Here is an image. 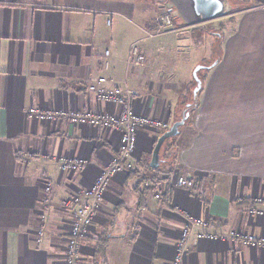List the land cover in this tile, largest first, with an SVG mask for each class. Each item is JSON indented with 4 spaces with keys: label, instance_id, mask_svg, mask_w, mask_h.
Returning <instances> with one entry per match:
<instances>
[{
    "label": "crops",
    "instance_id": "0c3cea01",
    "mask_svg": "<svg viewBox=\"0 0 264 264\" xmlns=\"http://www.w3.org/2000/svg\"><path fill=\"white\" fill-rule=\"evenodd\" d=\"M140 1L148 0H0V264H66L72 215L60 202L93 185L118 155L121 132L41 122L26 110L117 111L87 90L100 75L137 90L133 112L164 128H138L134 166L109 180L80 240L81 264H170L190 216L218 221L208 231L220 236L196 238L193 230L181 264H264V242L249 246L229 237L238 231L264 240V214H248L251 206L264 210V0H237L235 31L206 71L190 125L161 152L162 160L170 153L175 163L156 169L149 166L153 146L178 119L183 92L170 101L174 87L156 83L164 69L154 67L160 63L149 41L140 45L156 17ZM161 4L156 0L158 14ZM121 28L130 33L123 51L117 48ZM134 45L144 54L141 66L126 64ZM67 159L84 163L75 172L62 170ZM168 169L194 187H170Z\"/></svg>",
    "mask_w": 264,
    "mask_h": 264
},
{
    "label": "built area",
    "instance_id": "2783aa9c",
    "mask_svg": "<svg viewBox=\"0 0 264 264\" xmlns=\"http://www.w3.org/2000/svg\"><path fill=\"white\" fill-rule=\"evenodd\" d=\"M168 5H164V13H160L157 17L158 28L162 29L171 23L172 12L168 11ZM149 36H153L149 34ZM105 55L108 50H105ZM145 62V57L140 52L137 45L131 46L126 57L127 66H141ZM105 69L109 68V61L103 62ZM87 90L94 95L97 102L101 104H112L117 107V111L111 113L99 112L91 114L89 112H73L66 110H43L38 106H31L26 111L27 114L41 122L56 123L59 121L73 124H88L90 126H101L103 128H111L121 132L120 147L118 155H116L111 164L103 168L95 179L93 185L89 188L80 189L71 194L69 197L61 200V206L70 210L72 221L69 228V236L65 247L66 264H81L80 240L89 233L95 214L102 206L103 195L108 187L109 180L117 173L130 170L133 166L132 154L136 145V134L138 128L149 127L154 129L164 128V123L152 117L138 116L132 108V100L138 95V91L127 86H119L113 83L109 77L105 75L95 76L90 79L87 84ZM84 162L80 159L65 160L61 166L62 170L77 171ZM168 177L170 187H178L192 189L194 181L178 173H174L168 169L165 173ZM147 186L149 182L145 183ZM46 190L50 189V183L47 182ZM154 198H160L159 190L153 194ZM258 202H261L258 199ZM249 215H262L264 210L254 206L249 207ZM44 219V216H41ZM216 223L204 217H187L184 227L180 231V237L176 241V254L170 264H181L182 256L186 251V242L193 230H196V238H215L220 236L214 232L208 231V226ZM198 229V230H197ZM43 229L40 227L37 231L36 243L39 244L43 238ZM225 235V234H222ZM229 237L240 238L245 245L256 246L259 241L264 242L256 234L245 232H230Z\"/></svg>",
    "mask_w": 264,
    "mask_h": 264
},
{
    "label": "rangeland",
    "instance_id": "374dc122",
    "mask_svg": "<svg viewBox=\"0 0 264 264\" xmlns=\"http://www.w3.org/2000/svg\"><path fill=\"white\" fill-rule=\"evenodd\" d=\"M164 3L163 0H161ZM234 3H231L233 11L226 14L225 16L198 23L187 28L179 29V27L169 28L157 35L155 37L149 36V34H157L160 32L158 29H155V23L152 22V25L149 29L146 37L140 39V45L145 46V42L149 41L151 57L155 58V62L160 64H154V67H162V72H158L155 75L156 83L168 82L173 89V95L171 97L167 95V98L171 101L176 95H179L183 92L185 97L184 102L192 100V89L194 86L192 71L197 65L196 63L201 61L205 66L209 65L213 59L218 55V43L220 50L223 51L222 41L224 38H227L228 35L235 31V16L237 14L238 8H240L237 0H234ZM136 5L142 8H147L151 10L152 16L157 17L158 8L156 5V0H148L147 2H136ZM142 11V10H140ZM132 15L135 18L134 12ZM171 15H174L171 14ZM141 20V18H138ZM156 19V18H155ZM130 33L124 29H120V40L119 46L120 51L126 47L129 40ZM221 38V40H220ZM131 41L135 39L131 36ZM212 52V53H211ZM209 71V69H207ZM198 77L200 80H205L206 70L200 69L198 71ZM202 83V81H201ZM185 91L182 90L185 86ZM188 86V88H187ZM181 105L180 103L179 115H181ZM184 108V107H183ZM190 125V123L188 124ZM178 135L169 138L168 142L176 145ZM172 144V145H173Z\"/></svg>",
    "mask_w": 264,
    "mask_h": 264
},
{
    "label": "water",
    "instance_id": "95a60500",
    "mask_svg": "<svg viewBox=\"0 0 264 264\" xmlns=\"http://www.w3.org/2000/svg\"><path fill=\"white\" fill-rule=\"evenodd\" d=\"M164 3L161 4L162 10L160 13H164V5H168V11L173 12L178 18L179 24L181 25H195L198 23L210 21L226 14L230 13L232 10V5L228 0H163ZM218 61H213L210 65L204 66L202 64H197L192 71L193 80L195 86L192 89L193 100L196 101L198 93L201 89L202 83L198 77V71L203 68L210 69ZM186 107H190L187 104ZM189 117V112L187 109L183 110L180 117L176 119L169 126L167 130L161 133L153 146L149 166L151 168H157L160 159V149L162 144L166 139L176 136L180 132V128L185 124Z\"/></svg>",
    "mask_w": 264,
    "mask_h": 264
},
{
    "label": "trees",
    "instance_id": "16d2710c",
    "mask_svg": "<svg viewBox=\"0 0 264 264\" xmlns=\"http://www.w3.org/2000/svg\"><path fill=\"white\" fill-rule=\"evenodd\" d=\"M238 10H239V8H238ZM233 11V7H232V10H231V12ZM159 16V15H158ZM157 16V17H158ZM157 17H156V19H155V29H158L160 32H157V33H162V32H164L165 30H167V29H169V28H175V27H185V26H193V25H181V24H179V20H178V18L175 16V15H172L171 16V23H170V25H166V26H164L162 29H159L158 28V22H157ZM196 25V24H195ZM161 30H164V31H161ZM149 31V30H148ZM153 36H154V34H152ZM220 40H221V38H220ZM212 53V52H211ZM220 59V48H219V43H218V55L215 57V59H213V61H218ZM213 61H211L210 62V64L213 62ZM196 64H202V65H204L201 61H199V62H197ZM209 64V65H210ZM205 66V65H204ZM208 66V65H207ZM203 70H206L207 71V68H203ZM194 81V80H193ZM202 81V83H203V79L201 80ZM195 83V82H194ZM194 86H195V84H194ZM193 86V87H194ZM201 88H202V86H201ZM200 91H201V89H200ZM200 91H199V93H200ZM199 93H198V97H199ZM185 95V94H184ZM184 95H182V97H181V102H182V104H183V107H182V105H181V110L183 109V110H185V109H187L188 110V112H189V117H188V119L186 120V122H185V124L180 128V132L179 133H181V131L183 130V128H185L189 123H190V121H191V117H192V115H193V113H194V111H195V108H196V106H197V102H198V97H197V100L196 101H194L193 100V97H192V100L189 102V101H187V102H184V100H185V97H184ZM187 104H190V107H186V105ZM182 110V111H183ZM180 117V116H179ZM178 117V118H179ZM169 128V127H168ZM167 128V129H168ZM167 129H165V130H167ZM165 130H163V131H161L160 132V134L161 133H163ZM178 133V134H179ZM177 134V135H178ZM167 140H169V139H166L165 141H164V143L162 144V146H161V149H160V159H159V165L157 166V168H159L160 167V165L162 164V162H164V163H166L167 165H168V163L170 164V165H172L173 166V164L175 163V156H173V155H171L170 153H168V155L162 160L161 159V152H162V150H163V148L166 146V149L169 151V150H171L174 146H169V145H167L166 144V142H167ZM165 160V161H164ZM156 169V168H155ZM166 179H168V177L167 176H164Z\"/></svg>",
    "mask_w": 264,
    "mask_h": 264
}]
</instances>
